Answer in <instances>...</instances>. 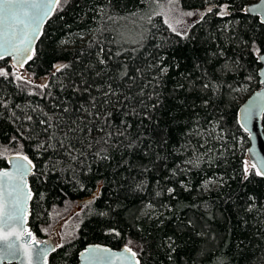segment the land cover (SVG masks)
<instances>
[{
    "label": "trees",
    "instance_id": "obj_1",
    "mask_svg": "<svg viewBox=\"0 0 264 264\" xmlns=\"http://www.w3.org/2000/svg\"><path fill=\"white\" fill-rule=\"evenodd\" d=\"M255 1L180 0L212 8L181 35L148 19L153 0H62L26 76L0 62V169L13 153L35 163L38 239L75 212L48 264H78L97 243L128 245L140 264H264V178L244 176L238 120L261 86L264 24L245 11Z\"/></svg>",
    "mask_w": 264,
    "mask_h": 264
},
{
    "label": "snow or ice",
    "instance_id": "obj_2",
    "mask_svg": "<svg viewBox=\"0 0 264 264\" xmlns=\"http://www.w3.org/2000/svg\"><path fill=\"white\" fill-rule=\"evenodd\" d=\"M64 3L67 0H63ZM178 2V0H177ZM62 3V0H0V23H3L5 20L12 19L16 20L19 23H23L22 20H19V15L23 14L24 17L31 21V30L32 37L29 38L28 33H25V39L21 40V44L27 42L28 45H31V39L36 38L40 31V25L43 23L44 19L47 18L53 11H55ZM224 10L220 11L218 14L221 16L227 15V7L228 5L222 6ZM256 7H259L257 5ZM208 12L212 11V8L207 9ZM184 15L192 16V12L185 13ZM202 18V17H201ZM264 23V21H261ZM165 23H168L166 20ZM177 24L180 23L179 20L176 21ZM169 28L172 32H177V28L174 27L171 23H168ZM186 34V33H184ZM4 33L0 31V59L4 58L5 54L12 55L13 58L16 59L17 65L19 67H23L25 63L33 58L35 55V50L32 47H17L12 45L10 41L2 39ZM260 59L264 60V57H260ZM67 67V65H60L56 67V71H60L62 68ZM168 68L166 66L160 67V72L162 74L167 73ZM264 71V70H262ZM10 73L5 68H0V76L7 77ZM12 75H15L14 73ZM15 79L23 80L25 79L21 75H15ZM31 83V81H27ZM264 83V80L261 81ZM38 87L45 88L47 84L38 85ZM204 88H209V84H204ZM107 95V93L105 94ZM260 94L258 93L257 96ZM207 103V101H205ZM153 108L156 107L155 104L152 105ZM259 104L252 103L245 110L244 120H250L257 113V109H259ZM28 120H31L32 117L28 116ZM41 124H46V121H41ZM48 127H45L44 131L48 132ZM247 130V129H245ZM71 131V130H70ZM103 131V129H101ZM122 135V133H120ZM67 135V134H65ZM112 133H106L107 137H111ZM51 135L49 136V140H51ZM60 150H66L65 154L71 156L73 160L77 159L75 156H72V151L74 150V146L71 144H65L63 140L57 141ZM97 144L100 141L96 142ZM107 144V140L104 141ZM44 145H40L43 147ZM52 147L51 144L48 145ZM106 149H101V151H105ZM97 156L100 155V152L95 153ZM34 165L32 161L29 159L27 155H23L22 153H17L16 163L14 167V171L9 172L7 170H0V261L4 259H15L19 256H23L24 259L27 260V264H33V257L35 255L36 259H43L44 264H47L46 257L48 252L54 251L55 248H39L37 249L35 246L41 243L47 244V242L39 241L36 236L30 231L25 230L22 226L25 222V217L27 214V206L26 202L31 199V191L27 189L26 176L31 171ZM251 172H254L255 175L264 177V165L257 166L256 163H253L251 167L248 166L247 161H245L244 166V176L247 178ZM208 183V182H206ZM174 189L169 188L168 192L172 193ZM18 225H21L17 227ZM118 235V233H117ZM25 237H28V240H24ZM18 241H24L23 250L21 253L20 245L17 243ZM56 247H63V245H56ZM109 249H101L99 246H90L85 249V252L90 253H98L102 252L105 254V257L110 258ZM125 253H130V257L134 260L135 264H140V261L136 259L137 252L133 251L131 247L125 245L124 249ZM81 255H84L81 253ZM123 257V253L116 256V259H121ZM96 259H100L101 257H95Z\"/></svg>",
    "mask_w": 264,
    "mask_h": 264
},
{
    "label": "water",
    "instance_id": "obj_3",
    "mask_svg": "<svg viewBox=\"0 0 264 264\" xmlns=\"http://www.w3.org/2000/svg\"><path fill=\"white\" fill-rule=\"evenodd\" d=\"M259 5V7H256ZM57 10V9H56ZM53 11L47 18L44 19L43 23L40 25V31L39 34L36 38L31 39V45H28L27 42L24 44H21V40L25 39V33H28L29 38L32 37V30H31V21L27 19L26 17L23 16L22 12L19 15L18 19L22 20L23 23H19L16 20L8 19L5 20L3 23H0V31L4 33L2 39L10 41L12 45H15L17 47H32L36 51L37 46L44 34L45 28L49 22V20L52 18L54 13L56 12ZM245 11L247 14L251 16H257L260 18V21H264V0H257L255 2L249 3L248 5L245 6ZM264 24V23H263ZM14 54L9 55L5 54L3 59H0V62L3 60H10L11 64L21 72L22 75L26 76V69L29 63L32 61L29 60L27 63L24 64V66L21 68L17 65L16 59L13 58ZM34 57V56H33ZM260 57H264V53L260 54L258 56V61L261 64V68L259 70V81H260V88L254 91L240 106L239 108V124L241 127L247 132L248 137H249V142L250 145L247 149V160L250 165L253 163H256L257 166L264 165V83L261 81L264 80V60L260 59ZM260 94L257 96V94ZM257 103L259 104V109H257L256 115L252 117V119L245 121L244 116H245V110L251 105L252 103ZM23 155H26L25 153H22ZM28 156V155H27ZM16 157L17 153H13L10 156H8L7 161H8V167L2 168L0 170H7L9 172L14 171L15 163H16ZM29 157V156H28ZM29 159L32 161V164L34 167H32L31 171L29 174L26 176V183H27V191L30 189L31 191V199L26 202L27 206V214L25 217V222L23 223V227L25 230H30L33 234L34 232L29 226V217L31 213V201L33 198V191L30 185V179L35 173V163L33 160L29 157ZM264 178V177H263ZM80 205H83V202H81ZM81 209V206L78 208ZM75 212L71 213L67 218L63 219L60 221L53 229V232L50 236L44 238V239H37L41 242H47V244L41 243L39 245H36L35 247L37 249L39 248H48L52 249L55 248L56 250V245H59L61 243V239L59 237V230L60 228L64 225V223L67 221V219H70ZM21 225H18L19 227ZM35 235V234H34ZM28 237H25L24 240H28ZM20 245L21 248V253L23 250V243L24 241H18L17 242ZM90 246H99L101 249H109L110 251V258L105 257V254L102 252L98 253H90V252H85V249L89 248ZM130 247V246H129ZM125 246L122 248H113L109 245L106 244H89L87 245L79 255V263L78 264H135L134 260L131 259L130 253H125L124 252ZM133 249V248H132ZM54 251H49L48 255L46 257L47 264L49 262V257ZM133 251H135L133 249ZM136 252V251H135ZM83 253L84 255H81ZM123 253V257L121 259H116V256ZM95 257H101L100 259H96ZM136 259L140 261V258L137 254ZM0 264H27V260L23 258V256H19L15 259H4L0 261ZM33 264H44L43 259L37 260L35 255L33 257Z\"/></svg>",
    "mask_w": 264,
    "mask_h": 264
},
{
    "label": "rangeland",
    "instance_id": "obj_4",
    "mask_svg": "<svg viewBox=\"0 0 264 264\" xmlns=\"http://www.w3.org/2000/svg\"><path fill=\"white\" fill-rule=\"evenodd\" d=\"M207 9L208 8L186 9L181 5L180 0H178V2L177 0H153L152 8L148 13V19H152L153 17L160 15L164 21L167 20L168 23H171L177 28L176 33L185 35L184 33L187 34L190 28L203 18V16L208 12ZM188 12H192L193 15H184ZM177 20L180 21L179 24L176 23ZM138 37V39L141 38V36Z\"/></svg>",
    "mask_w": 264,
    "mask_h": 264
}]
</instances>
